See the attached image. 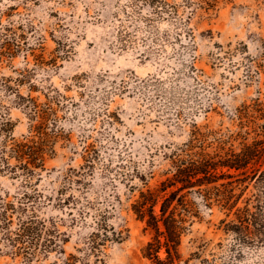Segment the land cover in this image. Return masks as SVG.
I'll return each instance as SVG.
<instances>
[{
  "label": "rangeland",
  "instance_id": "374dc122",
  "mask_svg": "<svg viewBox=\"0 0 264 264\" xmlns=\"http://www.w3.org/2000/svg\"><path fill=\"white\" fill-rule=\"evenodd\" d=\"M168 1L177 18L152 24L142 18L148 9L139 14L131 0L0 3L3 23L28 41L0 64V109L13 123L11 137L30 134L32 123L17 94L52 101L63 128L51 133L56 154L33 180L43 195L35 212L59 231L60 246L26 261L4 247L0 229V264H157L144 255L155 232L132 209L140 191L166 178L170 156L194 125L236 130V108L264 91V0ZM246 185L239 207L249 198L254 205L259 192L255 180L236 192ZM25 192L32 188L23 179L0 172L8 202L19 205ZM68 197L70 205L60 201ZM189 199L199 217L183 233L174 264H264V243L241 245L226 232L234 212L204 206L197 193ZM103 227L119 240L93 249L103 243L92 237Z\"/></svg>",
  "mask_w": 264,
  "mask_h": 264
},
{
  "label": "trees",
  "instance_id": "16d2710c",
  "mask_svg": "<svg viewBox=\"0 0 264 264\" xmlns=\"http://www.w3.org/2000/svg\"><path fill=\"white\" fill-rule=\"evenodd\" d=\"M187 1L191 4V0ZM130 3L139 14L148 9L142 15L147 24H152L155 19L177 18L178 15V7L168 0H131ZM4 13L0 12V64L5 59H13L28 43L25 35H19L3 23ZM261 57L264 60V49ZM262 66L264 64H260ZM256 72L260 73V70ZM17 96L18 104L24 107L32 122L30 134L20 140L11 137L13 123L0 109V134L3 137L0 143V172L23 179L32 192H25L19 205L8 202L7 196L0 195V229L4 247L10 250L11 255H22L26 261H31L38 252L47 253L59 247L62 241L59 231L48 229L46 221L39 219L35 212L43 195L33 180L46 170L47 159L56 154L50 146L54 137L51 133L56 135L63 128L57 123L52 101L38 103L30 96ZM233 114V120L237 121L236 130L222 131L194 125L189 139L170 156L171 166L165 173L166 178L157 187L140 191L139 198L133 203L132 209L137 218L146 222V229L155 232V239L147 244L144 255L157 264H174L180 259L182 235L193 224V218L199 217L197 203L189 199L193 193L200 196L206 207L218 204L227 209V217L234 212L235 219L227 222L226 218L221 222H227L226 232L233 233L238 244L264 243V91L259 90L250 103H243ZM11 159H15L16 164L12 165ZM67 179L70 181V178ZM253 180L259 187V192L254 195L255 204L251 206L249 198L243 207H239L249 185L240 193L236 189L239 184ZM60 201L70 205L69 197L60 198ZM16 213L20 215L13 229ZM103 228L105 232L92 236L101 238L103 242L94 241L93 249H99L100 244L111 238L119 240L113 227L110 233L107 227ZM162 248L166 252L164 259L159 256Z\"/></svg>",
  "mask_w": 264,
  "mask_h": 264
}]
</instances>
